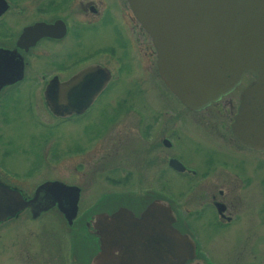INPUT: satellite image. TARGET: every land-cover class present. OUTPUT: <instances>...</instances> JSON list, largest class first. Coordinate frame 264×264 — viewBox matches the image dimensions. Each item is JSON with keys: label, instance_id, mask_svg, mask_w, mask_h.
<instances>
[{"label": "flooded vegetation", "instance_id": "flooded-vegetation-1", "mask_svg": "<svg viewBox=\"0 0 264 264\" xmlns=\"http://www.w3.org/2000/svg\"><path fill=\"white\" fill-rule=\"evenodd\" d=\"M100 22L106 23L110 30L112 29V37L118 41H115L108 49L99 47L92 53L88 51V45H82L79 53L75 49V42L79 40L77 37L78 30L89 32L98 27ZM84 37L83 34L82 43L86 42ZM155 60L156 53L151 38L133 16L127 0H0V184L17 190L25 199L30 198L37 186L46 181H59L79 189L76 214L70 224H67L56 204H54L36 217H31L29 209L24 208L16 216L7 218L0 225H6L11 220L25 214H28L31 219H35L47 211L55 209L72 232L69 242H72V245L73 243L77 244L74 247L76 251H71L72 254H75L79 264H89L98 249L95 229L91 223L96 215L110 214L119 207L127 208L134 216L139 215L147 203L141 200L135 201L133 198L142 199L141 196L120 195V193L103 194L91 206L80 211L81 188L78 185L68 183L60 178H44L38 183L27 180V171H17L5 162L10 146V138L6 133V128L8 112L14 109V106L11 105H41L45 111L41 110L45 112L46 117L52 119L50 126L54 128L60 127L64 123L85 124L92 120L96 121L90 114L96 111L97 105H101L99 99L108 91L110 84L120 81L124 70L132 76L129 81L133 83V90H135L133 96L139 94L144 100L148 95L154 96L151 87L152 81L149 77L155 67L156 75L160 80L159 83L163 87L157 93L161 96V94L167 93L166 91L169 92V89L158 74ZM83 72H87L82 78L83 85H86V94L96 89L86 102V106L81 108L79 112L52 110L43 96L47 87H51L52 93H57L62 84ZM244 75L246 74H243L239 84L231 93L241 85ZM251 80L252 78L242 86L238 92V98L241 90ZM79 89L80 87L78 92ZM82 99L84 100L85 97ZM238 101L237 99V102L233 103L232 99L226 100L222 96L217 101L198 110L187 108L179 100L178 105L176 104L173 108L167 105L168 103H162V105L156 106L127 105L122 111L115 110L114 118L111 120L112 126L122 125V120L128 119L124 117L130 116V121L133 123L138 138L136 147L138 142H149L147 148L139 154V159L135 158L129 168L120 166L125 162L122 159V152L125 159L132 157L131 151L129 153L124 152L128 139H122V136H126L125 134L122 135L123 131L121 132L119 128L116 129L114 134L116 138L110 136L106 140L105 132L110 130L111 126H109L99 133L100 136L99 134L95 135L99 136L96 141L100 142L97 145L98 148L104 152L99 157L100 169L103 171L108 169L113 171L116 167L124 169L120 178H107L105 175L106 181H109L110 184L118 181L125 184L135 179V181L141 182L144 180L145 183L147 180L149 184L156 185L154 188H149L152 190L151 193L147 194L150 198L149 201L159 200L168 204L175 217L172 226L180 233L188 234L193 239L196 258H201L209 264L213 263L209 260L202 242L195 238L198 237V231L194 228V219L199 224L213 222L220 227L228 228L236 218L235 207L242 201L243 190L250 185L249 171L260 172L264 169V162L260 161L261 159H249L248 157V155H254L253 153L263 154L264 151L246 148L231 135L230 124L236 112ZM68 104L70 102L57 103V105ZM213 110L218 113L216 115L219 118H221L222 113H225L224 117L229 115L228 126L221 127V129L201 126L202 130L197 131L201 135H208L207 133H209L213 137L214 140L210 139L209 144L213 148L218 147L222 158L214 161L210 168L198 172L196 168L188 166L170 155L173 143L168 129L169 121L173 115L179 114L182 117H180L177 125H181L185 124L187 113L197 114L200 111L213 113ZM189 126L196 127L193 124ZM175 128L176 126L172 125L170 130ZM125 130L128 132L127 129ZM174 132L171 131V133ZM91 139L93 137H90V141ZM125 143V147L122 148ZM82 149L81 146L75 149L70 147L64 152L69 151L75 154L76 151H82ZM154 149L155 153H153ZM61 150L63 149L61 148ZM57 151L58 147L48 152L53 160L58 156ZM226 155L233 156L234 165L229 166ZM235 155L242 157L240 159ZM245 163L248 165L245 166ZM239 164L242 165V168ZM154 166L157 167V172L152 178L150 176ZM70 170L71 172H81L83 167L79 164H73L70 166ZM28 171H32V169H28ZM169 171H173L177 175L187 176L190 178V184L194 182L193 194L185 199L186 201L194 200V205L189 207L187 204V207L184 203L185 200L180 201L168 196ZM219 174L225 175V178L216 181L215 177ZM212 179L215 182L210 183ZM209 183V191L206 189L203 192L204 186L207 187ZM25 189L29 192H26ZM155 189L157 191L154 192ZM72 245L71 248H73Z\"/></svg>", "mask_w": 264, "mask_h": 264}, {"label": "water", "instance_id": "water-1", "mask_svg": "<svg viewBox=\"0 0 264 264\" xmlns=\"http://www.w3.org/2000/svg\"><path fill=\"white\" fill-rule=\"evenodd\" d=\"M127 3L151 38L161 80L187 108H204L235 88L243 74L253 77L240 92L230 131L242 146L264 151V0ZM86 73L62 84L57 93L48 86L43 95L48 106L63 112L85 107L96 90L86 94ZM78 192L76 186L46 181L25 199L0 184V223L24 208L36 217L56 204L70 224ZM174 219L168 204L159 200L148 203L138 216L124 207L96 215L91 223L98 249L89 264H209L196 258L194 241L172 226Z\"/></svg>", "mask_w": 264, "mask_h": 264}, {"label": "rangeland", "instance_id": "rangeland-1", "mask_svg": "<svg viewBox=\"0 0 264 264\" xmlns=\"http://www.w3.org/2000/svg\"><path fill=\"white\" fill-rule=\"evenodd\" d=\"M97 26L89 32L78 30L77 37L79 40L75 42V49L79 53L82 45H88V51L92 53L99 47L108 49L115 41H118L114 40L112 37L113 31L106 23L100 22ZM83 34L86 41L84 43H82ZM151 73L149 78L152 81L151 87L154 96L148 95L144 100L139 94L133 96L135 90H133V83L129 81L132 76L124 70L120 81L110 84L108 91L99 99L101 105H97L96 111L90 114L96 121L92 120L85 124L78 122L74 124L64 123L62 126L54 128L50 126L52 119L46 117L45 110L41 105H11L14 106V109L8 112L6 133L10 138V146L5 162L17 171H27L26 178L33 183H38L44 178H60L68 183L78 185L81 188L80 211L91 206L103 194L120 193V195L141 196L142 199H133L148 204L150 198L147 194L152 191L149 188H154L156 185L149 184L147 180L145 183L144 180L141 182L139 180L135 181V179L125 184L119 181L110 184L104 176L107 175V178H120L124 169L116 167L113 171L112 169L101 170L98 162L100 155L102 156L104 152L97 146L100 142L96 141L100 136L99 133L109 128V126H111L110 130L105 132L106 140L110 136L116 138L114 134L116 129L119 128L121 132L123 131L122 135H126L125 137L122 136V139H128L126 140L127 145L125 143L122 147L124 148L126 145L124 152L129 153L131 151L132 153V157L126 159L123 152L121 153L125 162L120 166L129 168L135 158L139 159V154L147 148L149 142H138L136 147L138 138L133 123L130 121V116L124 117L128 119H123L122 125L112 126L111 120L114 118L115 110L122 111L127 105L156 106L168 103L167 105L172 108L176 104L178 105V99L170 90L161 94L162 97L157 94L163 87L159 83L160 80L156 75L155 67ZM245 74L241 85L232 93L231 91L234 88L230 93L228 92L229 94L223 95L224 99H232L233 103L237 102V99L239 100L238 92L242 86L249 79L252 78L253 80L251 75ZM141 101L144 102L136 104ZM216 114L218 113L215 110H213V113L211 111H200L197 114L187 113L185 117L186 125H177L182 115H173L168 128L173 143L170 155L188 166L196 168L198 172L210 168L214 161L221 159L222 154L218 147L213 148L209 144V140L213 137L209 133H207L209 136L206 134L201 135L197 131L201 129V126L218 129L227 127L229 115L224 117L225 113H222L221 118H219ZM191 124L196 127H190ZM172 125H175L176 128L170 130ZM171 131L175 132L171 133ZM98 134L99 136H95ZM90 137H93L91 141ZM80 146L81 149L83 146L82 151H76L75 154L69 151L64 152L67 148L72 147L75 149ZM56 147H58L56 152L58 156L53 160L48 152H51L54 148L56 149ZM155 152L154 149L153 153ZM106 153L108 152L106 151ZM253 154L248 155L249 159L258 158L264 162V153ZM235 156L240 159L242 157L241 155ZM226 158H228L227 163L229 166L234 165L235 161L232 155H226ZM73 164L81 165L83 170L81 172H71L70 166ZM111 165H114V163H111ZM247 165L245 163V166ZM239 166L242 168L241 164ZM28 169H32V171H28ZM153 169L150 176L152 178L156 175L157 167L154 166ZM255 172V170L249 171L250 185L243 190L242 201L235 207L236 218L228 228L220 227L213 222L199 224L196 219L193 221L194 228L198 231V237L195 238L202 242L205 252L213 264H264V169ZM215 178L216 181H219L224 179L225 175L219 174ZM189 179L183 174L177 175L173 171H169L168 196L172 199L177 198L180 201L187 199L189 195L193 194L194 188V182L190 184ZM214 179L210 183L215 182ZM210 183L207 187L204 186L203 192L206 189L209 191ZM153 191L155 192L157 189ZM26 192L29 191L26 190ZM184 203L186 206L188 204L189 207L195 204L192 199L185 200ZM71 235V230L55 209H51L35 219H31L28 214L21 215L6 225H0V264H79L75 254L71 252L76 251L74 247L77 245L74 243L72 245V242H69ZM71 245L73 248H71Z\"/></svg>", "mask_w": 264, "mask_h": 264}]
</instances>
